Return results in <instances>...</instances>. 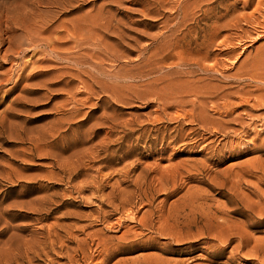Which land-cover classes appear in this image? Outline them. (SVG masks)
I'll return each mask as SVG.
<instances>
[{
    "label": "rangeland",
    "instance_id": "obj_1",
    "mask_svg": "<svg viewBox=\"0 0 264 264\" xmlns=\"http://www.w3.org/2000/svg\"><path fill=\"white\" fill-rule=\"evenodd\" d=\"M262 199L264 0H0V264H264Z\"/></svg>",
    "mask_w": 264,
    "mask_h": 264
},
{
    "label": "bare ground",
    "instance_id": "obj_2",
    "mask_svg": "<svg viewBox=\"0 0 264 264\" xmlns=\"http://www.w3.org/2000/svg\"><path fill=\"white\" fill-rule=\"evenodd\" d=\"M205 14H206V13H205ZM183 17H184V16H183ZM109 18H110V17H109ZM189 19H190V18H189ZM183 20H184V19H183ZM105 22H106V20H105ZM105 22H104V23H105ZM107 22H108V21H107ZM106 25H109V23L106 24ZM109 26H110V25H109ZM109 26H108V27H109ZM98 27H99V26H98ZM179 27H180V26H179ZM95 28H96V27H95ZM177 28H178V27H177ZM110 29H111V28H110ZM118 29H119V28H118ZM100 30H101V29H100ZM90 31H92V30H90ZM93 31L95 32L96 30L93 29ZM105 31H106V29H105ZM110 31H111V30H110ZM113 31H114V30H113ZM115 31H116V29H115ZM170 31H171V30H170ZM176 31H178V30H176ZM173 32H174V31H173ZM106 33H107V32H106ZM117 33H118V32H117ZM89 34H91V35H93V36H94V34L96 35V33L93 34V32H92V33L90 32ZM118 34H119V33H118ZM91 35L89 36L90 38H91ZM115 35H116V33H115ZM121 35H122V34H121ZM123 35H124V34H123ZM120 37H121V36H120ZM92 38H93V37H92ZM92 38H91V39H92ZM115 38H116V37H115ZM117 39H118V37H117ZM162 39H163V38H162ZM194 39H195V38H194ZM194 39H193V40H194ZM119 41H120V40H119ZM123 41H124V40H123ZM162 41H164V40H162ZM115 42H116V41H115ZM134 42H135V41H134ZM202 42H203V41H202ZM192 43H193V42H192ZM204 43H205V42H204ZM204 43H203V44H204ZM125 45H126V43H125ZM125 45H124V46H125ZM153 45H154V44H153ZM160 45H161V44H160ZM160 45H159V46H160ZM105 46H106V45H105ZM116 46H117V45H116ZM157 46H158V45H157ZM157 46H156V47L154 46V47L157 48ZM161 46H162V45H161ZM161 46H160V48L163 47V46H162V47H161ZM169 46H170V45H169ZM173 46H174V45H173ZM173 46H172V47H173ZM108 47H109V46H108ZM120 47H121V45H120ZM164 47H165V45H164ZM164 47H163L162 49H165ZM125 48H126V47H125ZM151 48H152V47H151ZM103 49H104V48H103ZM109 49H110V48H109ZM167 49H169V48H167ZM172 49H174V48H172ZM106 50H107V49H106ZM114 50H115V49H114ZM150 50H151V49H150ZM156 50H157V49H156ZM158 50H159V49H158ZM100 51H101V50H100ZM102 51H103V50H102ZM152 51H153V50H152ZM157 52H158V51H157ZM159 52H161V51H159ZM164 52H167V50H165ZM111 53H112V52H111ZM111 53H110V54H111ZM118 53H120V52H118ZM149 53H150V51H149ZM151 53L153 54V52H151ZM151 53H150V54H151ZM95 54H96V52H95L94 54H92V56H93L95 59H97V57L95 56ZM102 54H103V53H102ZM102 54H99L98 56L100 57ZM107 54H108V53H107ZM110 54H109V55H110ZM157 54H158V53H157ZM112 55H113V54H111V57H112ZM114 55H115V54H114ZM114 55H113V56H114ZM116 55H117V54H116ZM153 55H155V54H153ZM159 55H160V54H159ZM105 56H106V55H105ZM105 56H104V57H105ZM89 57H90V56H89ZM99 57H98V58H99ZM115 57H116V56H115ZM117 57H118V56H117ZM101 58H102V57H101ZM101 58H100V59H101ZM148 58H149V59H150V58L153 59V56H152V57H148ZM112 59H113V58H112ZM114 59H115V58H114ZM152 59H151V60H152ZM154 59H156V56H155ZM145 60L148 61V63H149V60H147V59H145ZM107 61H108V60H107ZM140 61H143V59L140 60ZM146 61H145V62H146ZM101 62H102V60H101ZM138 62H139V61H138ZM148 63H147V64H148ZM143 64H144V62L142 63V65H143ZM152 64H153V63H152ZM139 65H140V64H139ZM158 65H159V63H158ZM148 66H149V65H148ZM149 67H150V66H149ZM151 67H153V66L151 65ZM98 73H101V71L98 72ZM91 75H93V74H90V76H91ZM100 75H101V74H100ZM114 75H115V74H113V76H114ZM79 76H80V75H79ZM109 76H110V75H109ZM88 77H89V76H88ZM92 77H95V76H92ZM96 77H97V76H96ZM96 77H95V78H96ZM114 77H115V76H114ZM167 77H168V76H167ZM95 78H91V79L88 78V79H90V80L94 79V80H95ZM117 78H118V77H117ZM257 78H258V77H257ZM259 78H260V76H259ZM79 79H80V77H79ZM98 80H99V79H98ZM159 80H160V79H159ZM161 80H162V79H161ZM99 81H101V80H99ZM154 81H155V80H154ZM97 82H98V81H97ZM97 82H96V83H97ZM101 82H102V81H101ZM84 83H85V82H84ZM91 83H92V82H91ZM92 84H93V83H92ZM94 84H95V81H94ZM115 84H116V82H115ZM151 84H152V83H150V87H146V85H145V87H146V89H147V92H148V90H150L151 87H153V86H151ZM153 84H154V82H153ZM170 84L172 85V83H170ZM170 84H168V85H170ZM87 85H88V84H87ZM89 85L91 86L90 83H89ZM99 85H100V82L98 83V86H99ZM101 85H102V84H101ZM103 85H105V84H103ZM108 85H110V84H108ZM148 85H149V83H148ZM154 85H155V84H154ZM156 85H157V84H156ZM168 85H167V87H169ZM117 86H118V88H120V87H119V84H118ZM117 86H114L113 88H114V89H118V88H116ZM105 87H106V85L104 86V88H105ZM108 87H109V86H108ZM110 87H112V86L110 85ZM110 87H109V88H110ZM93 88H94V87H93ZM93 88L90 89V88L86 87L87 90H86V89H85V90L88 91V89H90V93H88V94H91V93L93 92V91H92ZM109 88H108V89H109ZM113 88H112V89H113ZM165 88H166V87H164V90H165ZM170 88H171V87H170ZM192 88H193V87H192ZM108 89H107V90H108ZM122 89H123V88H122ZM124 89H125V88H124ZM194 89H195V88H194ZM93 90H94V89H93ZM110 90H111V88H110L108 91L111 92L112 90H111V91H110ZM154 90H155V89H154ZM167 90H168V89L166 88V91H167ZM202 90H203V89H201L200 91H202ZM151 91H152V90H151ZM151 91H150V92H151ZM158 91H159V90H158ZM169 91H170V89H169ZM169 91H168V92H169ZM188 91H189V90H188ZM88 92H89V91H88ZM112 92H113V91H112ZM112 92H111V93H112ZM154 92L156 93L157 90H155ZM162 92L164 93V91H162ZM162 92H161V94H163ZM204 92H205V90H204ZM204 92H203V93H204ZM169 93H170V92H169ZM184 93H185V92H184ZM184 93H183V94H184ZM189 93H190V92H189ZM158 94H159V93H158ZM158 94H157V95H158ZM161 94H160V95H161ZM186 94H187V93H186ZM112 95H113L114 97L111 96V98H112V99L115 98V95H114V94H112ZM148 95H150V93H149ZM151 95H152V93H151ZM155 95H156V94H155ZM160 95H158V96H160ZM164 95H165V94H164ZM168 95H169V94H168ZM175 95H177V94H174V96H175ZM181 95H182V93H181ZM116 96H117V95H116ZM161 96H162V95H161ZM169 96H171V95H169ZM194 96H195V95H194ZM181 97H182V96H181ZM121 98H123V97H121ZM124 98H125V97H124ZM157 98H158V97H157ZM164 98H165V96H164ZM164 98H163V99H164ZM169 98H170V97H168V101H169L172 97H171L170 99H169ZM179 98H180V97H179ZM117 99H118V98H117ZM126 99H127V98H126ZM155 99H156V98H155ZM160 99L162 100V98H160ZM176 99H177V98H176ZM180 99H181V98H180ZM182 99H183V97H182ZM123 100L125 101V99H123ZM127 100H128V99H127ZM157 100H159V99H157ZM165 100H166V99H165ZM178 100H179V99H178ZM178 100H177V101H178ZM121 101H122V100H121ZM124 101H123V103H125ZM173 101H175V100H173ZM163 102H164V100H163ZM179 102H180V101H179ZM164 103H165V102H164ZM52 135H53V134H52ZM238 184H239V183H238ZM217 194H218V193H217ZM219 195H220V194H219ZM234 200H235V199H234ZM258 203H259V202H258ZM260 203H263V199H262V201H261ZM248 204H249V203H248ZM263 204H264V203H263ZM263 204H261V205L259 204L260 207H261ZM245 205H246V203H245ZM256 205H257V204H256ZM246 206H247V205H246ZM249 206L251 207V206H253V205L249 204L248 207H249ZM250 207H249V209H250ZM244 208H245V207H244ZM260 209H262V207H261ZM260 211H261V210H260ZM233 212H236V211H233ZM258 212H259V210H258ZM215 213H216V212H215ZM224 213H225V212H224ZM263 213H264V212H263ZM206 215H207V214H206ZM206 215H205V216H206ZM212 215H213V214H212ZM258 215H259V214H258ZM262 215H263V214H262ZM259 216H261V215H259ZM213 217L216 218L217 216H214V215H213ZM213 217H212V218H213ZM205 218H206V217H205ZM207 218H208V217H207ZM207 218H206V219H207ZM212 218H211V221H212ZM223 218H224V217H223ZM223 218H222V219H223ZM131 219H132V218H131ZM147 219H148V221H151V219H149L148 217H147ZM199 219H200V218H199ZM206 219H205V221H206ZM218 219H219V218H218ZM218 219H217V220H218ZM225 219H226V218H225ZM225 219H224V220H225ZM201 220H202V219H201ZM217 220L214 219V221H217ZM226 220H227V219H226ZM143 221H144V219H143ZM148 221H147V222H148ZM208 221L210 222V220L207 219V222H208ZM141 222H142V221H141ZM141 222H140V224H141ZM147 222H146V223H147ZM151 222H152V221H151ZM202 222H203V221H202ZM223 222H224V221H223ZM228 222H229V221H228ZM213 223H214V222H213ZM219 223H220V222H219ZM224 223H225V222H224ZM230 223H231V221H230ZM140 224H139V225H140ZM152 224H153V223H152ZM198 224H199V223H198ZM206 224H207V223H206ZM214 224H215V226H216V222H215ZM217 224H218V223H217ZM226 224H227V223H226ZM228 224H229V223H228ZM234 224H235V223H234ZM234 224H233V225H234ZM142 225H143V224H142ZM150 225H151V224H150ZM150 225H149V226H150ZM208 225H209V223H208ZM208 225H206V226H208ZM211 225H212V223H211ZM233 225H230V226H233ZM235 225L237 226V223H236ZM213 226H214V225H213ZM218 226H219V224H218ZM220 226H221V225H220ZM220 226H219V227H220ZM210 227H211V226H210ZM144 228H145V227H144ZM207 228H209V227H207ZM221 228H222V227H221ZM223 228H224V227H223ZM229 228H230V227H229ZM231 228H232V227H231ZM142 229H143V227H142ZM146 229H148V228H146ZM173 229H174V228H173ZM216 229H217V226H216ZM216 229H215V230H216ZM227 229H228V228H227ZM234 229H236V228H234ZM185 230H186V229H185ZM217 230H218V229H217ZM159 231H160V229H159ZM159 231H158V232H159ZM161 231H162V230H161ZM161 231H160V233H161ZM200 231H201V230H200ZM220 231H221V230H220ZM223 231H224V230H223ZM227 231H228V230H227ZM231 231H232V230H230V233H232ZM235 231L239 232L238 230H235ZM158 232H157V233H158ZM201 232H202V231H201ZM215 232H216V231H215ZM217 233H218V231H217ZM224 233H226V231L223 232V234H224ZM161 234H162V233H161ZM163 234H164V232H163ZM199 234H200V233H199ZM201 234H202V233H201ZM220 234H222V232H220L219 235H220ZM173 235H174V234H173ZM196 235H198V234H196ZM215 235H216V234H215ZM240 235H241V234H240ZM161 236H162V235H161ZM164 236H167V234H164ZM200 236H201V235H200ZM202 236H203V235H202ZM217 236H218V235H217ZM225 236H227V234H224L223 237H225ZM230 236H231V235H229V237H230ZM233 236H234V235H233ZM233 236H232V237H233ZM237 236H238V235H237ZM247 236H248V235H247ZM124 237H125V236H122L123 239H121V238H120V239L124 241ZM197 237H199V235H198ZM214 237H216V236H214ZM214 237H213V239H215ZM219 237H220V236H219ZM219 237H217V238L219 239ZM238 237H239V236H238ZM248 237H250V236H248ZM220 238H221V237H220ZM241 238H242V237H241ZM224 239H226V237H225ZM224 239H223V241H221V243L223 242V243L225 244ZM232 239H233V238H232ZM234 239H235V238H234ZM237 239H238V238H237ZM205 240H206V238H205ZM228 240H229V238H228ZM238 240H239V239H238ZM242 240H243V239H242ZM188 241H189V240H188ZM193 241H194V240H193ZM217 241L220 243L219 240H217ZM226 241H227V240H226ZM229 242H230V241H229ZM238 242H239V241H238ZM130 243H131V242H130ZM223 243H222V244H223ZM241 243H243V242H241ZM224 244H223V245H224ZM228 244H229V243H228ZM126 245H128V244H126ZM226 246H227V245H226ZM226 246H225V247H226ZM219 248H220V247H219ZM112 249H113V248H112ZM221 249H222V248H221ZM223 249H224V248H223ZM235 249H236V248H235ZM219 251H220V250H219ZM112 252H113V251H112ZM117 252H118V251H117ZM106 253L108 254V252H106ZM115 253H116V252H115ZM219 253H220V252H219ZM109 255H110V254H109ZM104 256H105V255H104ZM106 256H107V255H106ZM103 258H104V257H103ZM107 258H108V257H107ZM104 259H105V258H104ZM158 261H159V260H158ZM101 262H102V261H101ZM103 262H105V261H103ZM107 262H108V261H107ZM107 262H106V263H107ZM127 262H128V261H127ZM130 262H131V261H130ZM159 262H160V261H159ZM131 263H132V262H131ZM132 264H133V263H132ZM139 264H141V263H139Z\"/></svg>",
    "mask_w": 264,
    "mask_h": 264
}]
</instances>
